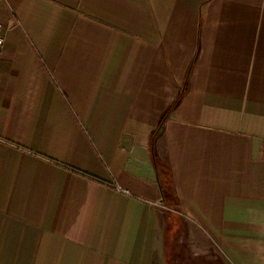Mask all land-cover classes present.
Listing matches in <instances>:
<instances>
[{"label":"crops","instance_id":"crops-1","mask_svg":"<svg viewBox=\"0 0 264 264\" xmlns=\"http://www.w3.org/2000/svg\"><path fill=\"white\" fill-rule=\"evenodd\" d=\"M0 20V264H264V0H0Z\"/></svg>","mask_w":264,"mask_h":264},{"label":"trees","instance_id":"trees-1","mask_svg":"<svg viewBox=\"0 0 264 264\" xmlns=\"http://www.w3.org/2000/svg\"><path fill=\"white\" fill-rule=\"evenodd\" d=\"M172 107L169 108L165 113H163L160 116V119H159V122H158L156 129H154L150 135V145H153V139H155L157 133L162 128V125H163L164 121L166 120V118L168 117ZM151 161H152V165L154 167L155 173L157 175V183H158V187L160 189L161 201L168 207L176 208L178 205V201H177L176 195H175L174 190H173L171 173H170L169 168L167 167L166 163H164L158 157L155 150L152 151V153H151ZM73 172L85 176L84 174H82L81 172H78L76 170H73Z\"/></svg>","mask_w":264,"mask_h":264},{"label":"built area","instance_id":"built-area-1","mask_svg":"<svg viewBox=\"0 0 264 264\" xmlns=\"http://www.w3.org/2000/svg\"><path fill=\"white\" fill-rule=\"evenodd\" d=\"M10 29V26L0 20V61L2 57L3 47L5 43V35L7 30Z\"/></svg>","mask_w":264,"mask_h":264},{"label":"rangeland","instance_id":"rangeland-1","mask_svg":"<svg viewBox=\"0 0 264 264\" xmlns=\"http://www.w3.org/2000/svg\"><path fill=\"white\" fill-rule=\"evenodd\" d=\"M170 214V212H166V211H164L163 212V217H165V218H167V214ZM181 230V227L178 225L177 227H176V229L174 228V223H173V220L171 219L170 220V223H169V226H168V230L169 231H172V233L170 234L173 238L174 237H177V235H178V233H179V231ZM174 231H176V232H174ZM169 233V232H168ZM167 238H168V235H167ZM176 238H174V240H175Z\"/></svg>","mask_w":264,"mask_h":264}]
</instances>
